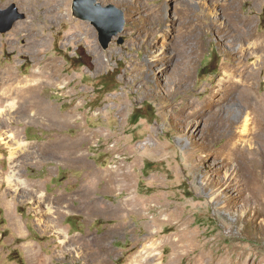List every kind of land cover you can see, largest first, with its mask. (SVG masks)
Returning a JSON list of instances; mask_svg holds the SVG:
<instances>
[{"label": "rangeland", "instance_id": "1", "mask_svg": "<svg viewBox=\"0 0 264 264\" xmlns=\"http://www.w3.org/2000/svg\"><path fill=\"white\" fill-rule=\"evenodd\" d=\"M45 2L0 0L24 16L0 33V92L5 68L48 61L68 84L35 96L72 118L29 120L0 94V264H32L27 244L37 264H138L153 243L149 264H264V0H99L124 20L107 49L72 0ZM247 69L251 102L219 86ZM72 138L83 165L56 142Z\"/></svg>", "mask_w": 264, "mask_h": 264}, {"label": "bare ground", "instance_id": "2", "mask_svg": "<svg viewBox=\"0 0 264 264\" xmlns=\"http://www.w3.org/2000/svg\"><path fill=\"white\" fill-rule=\"evenodd\" d=\"M49 2L54 3V4H49V8H48L47 12L50 15H52V13L54 12L55 5L58 9L62 8L63 0H48V2H45V3L47 4ZM250 23H252V20H250ZM261 40L264 41V38H261ZM262 45L264 46V44H262ZM11 70L12 69H9L7 67L1 72V74L3 75L1 78H2L4 85H3L2 91L0 92V94H3V96H2L3 99H11L9 111L15 110L17 113L19 112L20 115L28 118L29 120H31V119L32 120H36V119L41 120L42 117L47 118L48 120H50L54 123L69 122L71 120L72 117L67 116L65 118H62L61 116L56 114L53 110H51L49 107L46 109H42L41 107H43L44 101L42 99L38 98L37 96H35V94H38V91L43 86H45L47 84L55 85L56 87L60 88L61 90H64L68 84V82L63 80L62 79L63 77H61L60 74L57 73L58 72L57 69H55L51 63L46 61L42 65L40 64V66H38L33 71H31V73L29 75H27L26 77H19L17 74H14L12 72L13 70L12 71ZM254 77L255 76L253 74V71L251 69H247V70L242 72V76L240 77V82L235 83V82H233V79H232L233 78L232 72H229L225 76V78L222 81H220L221 83L219 84V86H222V89L226 94H234V93L240 94L241 93L243 95V98L245 100H247V102L255 101V99H254L255 97L252 94V89L254 88V87H252ZM218 92H220V90H217V92H213V93L215 95V94H218ZM223 102H224V100H222L220 97H218L215 100L214 106L215 107L221 106ZM211 104L213 105V103H211ZM33 105L37 106L36 110L30 109V107ZM253 109H254V106H253ZM217 111H219V110H217ZM229 114L224 112L222 114L221 118L218 119V124L223 123L224 121H228L229 119L231 120V116ZM227 124H225V125H227ZM230 125H231V123H230ZM77 139H80V137L78 136ZM56 142L61 144V145L67 144V147H69L67 149V152H66L67 157H65L68 162L71 161L75 165L85 164V160H84V158H82L83 155L78 150V145H77L76 139H73V138L69 139V140L68 139H60ZM18 146L21 147V143H18ZM22 150L23 149H20V151H22ZM15 153L16 152L11 153L10 158L13 157V155ZM68 153H71L72 155L69 157ZM13 176L14 175H11V176L7 177V179H6V181L9 185H12L13 180H15V182H16V178L14 179ZM106 177H107V182L110 185L111 184L122 185L123 181H124L122 179L121 175L118 174L116 171L105 174V178ZM110 185H108V186H110ZM123 185L126 187L125 184H123ZM28 191L29 190H27L28 194H32V193H30V191L29 192ZM133 206H134L133 197L126 196L124 199H122L119 202V206L108 207V205H106V207H104V208H99L98 212H102L104 214L112 215V214L118 213L119 211L122 212L124 209L130 210L133 208ZM87 207H89V206H87ZM13 222L16 225V227L20 230L21 228H20L19 222L17 221L16 218H13ZM27 250L29 252V258L31 259V263L37 264L36 260L38 258V255H37V252H36L35 248L33 247V245L27 244ZM154 250H155V243H153L152 245H146L144 248H141V250L138 252V255L135 256V260L139 261V262H137L138 264H147V263L149 264V262L152 261L153 258H155L156 254H151V252H154ZM140 257H142L143 260ZM135 260H134V262H135ZM131 264H133V263H131Z\"/></svg>", "mask_w": 264, "mask_h": 264}, {"label": "water", "instance_id": "3", "mask_svg": "<svg viewBox=\"0 0 264 264\" xmlns=\"http://www.w3.org/2000/svg\"><path fill=\"white\" fill-rule=\"evenodd\" d=\"M71 13L74 18L88 21L97 30L99 42L107 49L114 37L123 30L124 20L113 8H104L99 0H72ZM0 33L12 29L13 24L24 16L17 12L14 5L6 10L0 9Z\"/></svg>", "mask_w": 264, "mask_h": 264}]
</instances>
